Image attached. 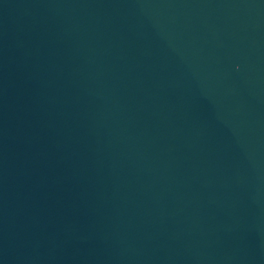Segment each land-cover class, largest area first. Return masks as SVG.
I'll return each instance as SVG.
<instances>
[{
    "label": "water",
    "instance_id": "1",
    "mask_svg": "<svg viewBox=\"0 0 264 264\" xmlns=\"http://www.w3.org/2000/svg\"><path fill=\"white\" fill-rule=\"evenodd\" d=\"M0 264H264V0H0Z\"/></svg>",
    "mask_w": 264,
    "mask_h": 264
}]
</instances>
